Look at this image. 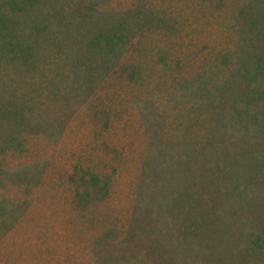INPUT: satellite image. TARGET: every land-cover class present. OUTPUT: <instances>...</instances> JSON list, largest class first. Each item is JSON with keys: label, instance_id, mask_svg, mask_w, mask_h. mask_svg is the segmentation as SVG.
<instances>
[{"label": "rangeland", "instance_id": "obj_1", "mask_svg": "<svg viewBox=\"0 0 264 264\" xmlns=\"http://www.w3.org/2000/svg\"><path fill=\"white\" fill-rule=\"evenodd\" d=\"M0 12V264H264V0Z\"/></svg>", "mask_w": 264, "mask_h": 264}, {"label": "trees", "instance_id": "obj_2", "mask_svg": "<svg viewBox=\"0 0 264 264\" xmlns=\"http://www.w3.org/2000/svg\"><path fill=\"white\" fill-rule=\"evenodd\" d=\"M0 15H1V12H0Z\"/></svg>", "mask_w": 264, "mask_h": 264}]
</instances>
